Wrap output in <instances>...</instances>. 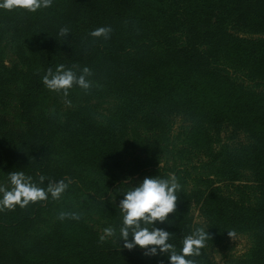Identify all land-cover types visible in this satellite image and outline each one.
<instances>
[{
	"label": "trees",
	"instance_id": "16d2710c",
	"mask_svg": "<svg viewBox=\"0 0 264 264\" xmlns=\"http://www.w3.org/2000/svg\"><path fill=\"white\" fill-rule=\"evenodd\" d=\"M61 27L70 29L67 38L58 36ZM99 27L112 29L108 40L90 36ZM1 42L15 59L10 66L0 60V183L12 171L70 180L66 202L80 195L75 180L84 171L111 173L105 183L117 188L145 164L168 178L158 161L177 156V207L170 225L157 226L173 234L178 250L197 227L208 230V242L229 231L249 234V249L225 263L264 264V0H55L36 14L0 10ZM60 64L90 68L88 92L119 102V132L85 108L48 110L42 77ZM178 115L190 121L174 139ZM229 129L243 136L228 138L231 147L221 140ZM122 137L143 147L140 166L130 165ZM193 158L222 180L178 169ZM85 183L97 195L90 199L101 232L83 217L60 220L51 198L0 211V264H168L122 241H101L106 227L118 234L119 201L103 198L97 181ZM197 259L213 264L207 247Z\"/></svg>",
	"mask_w": 264,
	"mask_h": 264
},
{
	"label": "clouds",
	"instance_id": "9594fccd",
	"mask_svg": "<svg viewBox=\"0 0 264 264\" xmlns=\"http://www.w3.org/2000/svg\"><path fill=\"white\" fill-rule=\"evenodd\" d=\"M55 0H0V10L20 11L36 14L53 7ZM112 29L99 27L90 33L96 40H108ZM70 29L61 27L58 36L67 38ZM93 73L89 67L63 64L48 68L42 77L43 85L51 92L68 97L70 90L79 88L88 92L93 88L91 79ZM47 184L45 185V181ZM131 178L124 184H128ZM71 181H52L43 175L37 180L23 171L8 173L6 182L0 183V211L14 210L17 206L24 209L30 204L52 200H59L68 191ZM181 185L175 175L168 178L146 177L142 182L126 189L118 188L115 192H108L111 201L118 195H123L118 208L122 215V223L117 229L106 227L101 241L114 239L123 242V248L131 251L139 248L146 257H165L168 264H198L202 250L207 247L210 238L208 230L197 227L182 240V246L177 249L172 242L173 234L157 225L171 224L170 214H174ZM105 198V197H104ZM60 220L70 218L79 220L80 215L74 212H60ZM229 237H235V231L227 232Z\"/></svg>",
	"mask_w": 264,
	"mask_h": 264
},
{
	"label": "rangeland",
	"instance_id": "374dc122",
	"mask_svg": "<svg viewBox=\"0 0 264 264\" xmlns=\"http://www.w3.org/2000/svg\"><path fill=\"white\" fill-rule=\"evenodd\" d=\"M5 42L0 43V60L8 66H10L15 59L14 54H12L10 50V46H5ZM42 50V47H41ZM10 61H13L11 64ZM245 85L252 86V83L244 82ZM45 97H46V105L48 107L49 111H56L55 113L57 115H64L65 113H69L71 111H78L76 109H88L89 111H93L94 116L100 121L101 123H104L106 126H108L111 129L116 130V132H119V128L116 126L119 123L121 115L118 114L117 106L119 105V102L116 100H112L110 97H100L98 95H94L90 92H84L83 90H76L75 93L69 92L68 97H64L62 94H57L54 92L49 91L48 89L45 90ZM190 121V118L188 116L178 115L175 118L174 126H173V133L172 137L175 139V136L178 132V127L180 124H187L183 123L184 121ZM228 138H232L233 141H241L243 139L242 135H234L231 130H225L221 134V140L223 144L229 145L231 140L226 141ZM122 143L125 148H128V160L130 162L131 166H140L145 160V154L143 147L136 148V144H131L132 140H130L129 145L127 142V138L122 137ZM172 140V139H170ZM179 141V140H178ZM175 141L176 145L178 147H182L181 143ZM220 145H223V144ZM183 147H185L183 145ZM219 149V147H217ZM201 153V151H199ZM174 159V162L178 161L177 156H172ZM195 157V156H194ZM203 158V157H202ZM197 159L193 158L191 161L182 162L184 166H178V169H181L182 171L186 170L190 173L191 177H194L196 175H206L209 177V179H212L214 181H221L222 178L218 177L214 170H210V167L208 165L203 168L204 165H201V163H196ZM201 161H206V159H201ZM172 158H169L168 161L166 159H161L158 161L157 168H160L164 172H166L167 175H174L173 170L174 166L176 164H179L180 162H176L174 164ZM148 165L145 164L144 168H141L138 170L137 173L133 175L131 180L129 181L126 186H121V188L126 189L127 186H134L135 183L142 182L144 178L146 177H154L153 176V170H150L151 167H147ZM147 167V168H145ZM146 169V170H144ZM106 172H102V170H96L94 173L92 172H86L84 171L83 175L79 180H75L77 188L81 189L80 195H77L75 197H71V195H68L66 202H62L64 200H55V211H60L67 209L66 212H71V210H75L80 217H83L87 219L89 224L94 227L95 230L102 231V229L99 227L98 224L95 223V221L100 222V224H103L104 221L100 219V217L97 215V211L94 210L93 203L91 202V198L96 197L95 193L93 192L90 185L87 186L85 182L89 181H97L99 184V192L102 194V197L107 200H111V198L108 196V192H115L120 187H108L105 182H112V174L108 173L105 175ZM117 173V172H116ZM122 177V176H120ZM119 177V179H121ZM126 178V179H129ZM126 181V180H125ZM123 181V183L125 182ZM186 184V188L190 190V187L194 184L189 177H186L185 180H182ZM83 184H82V183ZM122 183V184H123ZM125 185V184H124ZM82 194V195H81ZM100 196V195H99ZM123 199V195H118L116 198L113 196V201H120ZM198 208H193V215L196 222H199L200 219L197 218L198 216ZM89 215V216H88ZM252 241L251 235L249 234H237L235 237H229L226 235L224 238H221L214 242H208L207 243V252L210 256V258L213 261V264H226V260L229 257H241L244 255V253L249 249L250 242Z\"/></svg>",
	"mask_w": 264,
	"mask_h": 264
}]
</instances>
